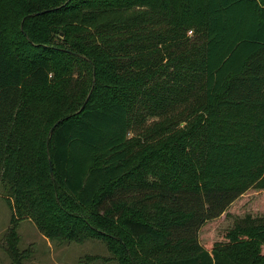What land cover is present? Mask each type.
Segmentation results:
<instances>
[{
  "label": "trees",
  "instance_id": "obj_1",
  "mask_svg": "<svg viewBox=\"0 0 264 264\" xmlns=\"http://www.w3.org/2000/svg\"><path fill=\"white\" fill-rule=\"evenodd\" d=\"M252 187L264 0H0L12 264L25 219L49 239L101 240L118 264H264V215L199 239Z\"/></svg>",
  "mask_w": 264,
  "mask_h": 264
},
{
  "label": "rangeland",
  "instance_id": "obj_2",
  "mask_svg": "<svg viewBox=\"0 0 264 264\" xmlns=\"http://www.w3.org/2000/svg\"><path fill=\"white\" fill-rule=\"evenodd\" d=\"M246 214L264 215V189H248L222 215L205 222L200 229V242L210 247L216 241H225L226 232ZM9 224L10 210L0 192V264H12L5 240ZM16 232L18 249L27 251L22 264H118L105 243L98 239L87 238L81 242L49 239L30 219L18 222Z\"/></svg>",
  "mask_w": 264,
  "mask_h": 264
},
{
  "label": "water",
  "instance_id": "obj_3",
  "mask_svg": "<svg viewBox=\"0 0 264 264\" xmlns=\"http://www.w3.org/2000/svg\"><path fill=\"white\" fill-rule=\"evenodd\" d=\"M58 123H59V121H57V122L55 123V125H57ZM55 125H54V126H55ZM52 129H53V127H51L50 131H52Z\"/></svg>",
  "mask_w": 264,
  "mask_h": 264
}]
</instances>
